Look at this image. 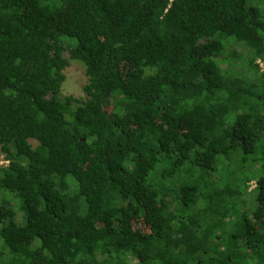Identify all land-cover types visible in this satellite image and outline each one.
<instances>
[{
    "label": "trees",
    "instance_id": "obj_1",
    "mask_svg": "<svg viewBox=\"0 0 264 264\" xmlns=\"http://www.w3.org/2000/svg\"><path fill=\"white\" fill-rule=\"evenodd\" d=\"M251 1L0 0V264H264Z\"/></svg>",
    "mask_w": 264,
    "mask_h": 264
},
{
    "label": "rangeland",
    "instance_id": "obj_2",
    "mask_svg": "<svg viewBox=\"0 0 264 264\" xmlns=\"http://www.w3.org/2000/svg\"><path fill=\"white\" fill-rule=\"evenodd\" d=\"M253 4V6H257V7H261L260 10L264 11V3H261L260 0H258V2L256 0H252L250 2V4ZM262 11V12H263ZM64 75H65V80L62 83V87H61V92L63 95H73L76 97H83L84 96V92H83V86L87 81V77L85 75V71H84V67L81 63L77 62V61H70V63L68 64V66L64 69ZM233 92L230 94V96L232 97ZM110 109L109 107L107 108L106 112H108ZM198 116V115H197ZM190 122L187 123V125H189ZM33 144H36L35 140H32ZM7 164V161L5 159V155L2 153L1 148H0V165H4ZM256 184V181H251L249 183V189H252ZM18 199V198H17ZM20 200V199H18ZM15 207H13L11 209L12 213L15 215V217L17 218V222H19V224L24 223V208L26 207L23 204L19 203H14ZM251 220H254L255 225L257 227V231L263 233L264 232V217L261 216V218H257L255 216H253L252 214L249 215ZM19 219V220H18ZM21 219V220H20ZM234 221V220H233ZM235 222V221H234ZM228 223V222H227ZM263 223V224H262ZM151 224L152 222H147L145 219H140L138 221H135L133 223V230L135 233H142V234H148L151 231ZM237 223H230V225H228L227 227H230V229H232L235 233L241 232L242 227H240L239 225L236 226ZM235 240V239H233ZM231 249L234 251L237 249V242L232 241L231 244L229 243ZM225 252L222 251V253H219L218 257L219 259H223L221 255H224ZM215 260L218 261L217 258H215ZM133 262V261H132ZM83 264V263H80ZM214 264H216V262H214Z\"/></svg>",
    "mask_w": 264,
    "mask_h": 264
}]
</instances>
